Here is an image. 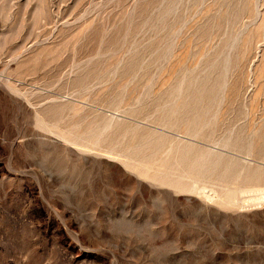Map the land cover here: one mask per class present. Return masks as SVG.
Instances as JSON below:
<instances>
[{"label": "rangeland", "instance_id": "374dc122", "mask_svg": "<svg viewBox=\"0 0 264 264\" xmlns=\"http://www.w3.org/2000/svg\"><path fill=\"white\" fill-rule=\"evenodd\" d=\"M0 264H264V0H0Z\"/></svg>", "mask_w": 264, "mask_h": 264}, {"label": "bare ground", "instance_id": "6f19581e", "mask_svg": "<svg viewBox=\"0 0 264 264\" xmlns=\"http://www.w3.org/2000/svg\"><path fill=\"white\" fill-rule=\"evenodd\" d=\"M207 157V156H206ZM215 158V157H214ZM198 159V158H197ZM210 159V158H209ZM217 159V158H216ZM195 163V162H194ZM196 164V163H195ZM200 164V163H199ZM196 166V165H195ZM198 166V165H197ZM156 180H157V178H155ZM154 179V180H155ZM160 180H162L161 178L159 179V180H157V181H160ZM180 187H181V185H180ZM204 194V193H203ZM206 196V195H205ZM227 205H229V204H227Z\"/></svg>", "mask_w": 264, "mask_h": 264}]
</instances>
